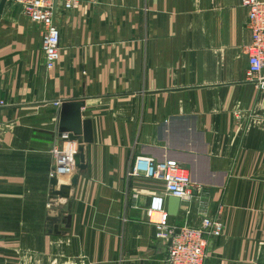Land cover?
Segmentation results:
<instances>
[{
	"label": "crops",
	"instance_id": "1",
	"mask_svg": "<svg viewBox=\"0 0 264 264\" xmlns=\"http://www.w3.org/2000/svg\"><path fill=\"white\" fill-rule=\"evenodd\" d=\"M64 1L52 69L43 26L13 0L0 14V264H163L146 208L161 197L168 212L170 195L130 174L137 157L188 170L192 196L171 222L221 218L205 264H264V90L245 76L241 0ZM75 99L92 141L64 198L55 190L76 168L52 184L50 148L67 134L53 103ZM60 210L69 231L48 233Z\"/></svg>",
	"mask_w": 264,
	"mask_h": 264
},
{
	"label": "built area",
	"instance_id": "2",
	"mask_svg": "<svg viewBox=\"0 0 264 264\" xmlns=\"http://www.w3.org/2000/svg\"><path fill=\"white\" fill-rule=\"evenodd\" d=\"M57 1L13 0L25 16L43 26L41 48L47 69H52L59 58L60 29L54 20ZM241 4L246 9V26L251 34L250 43L244 47L247 55L245 76L264 90V0H241ZM75 6L76 0H65L63 3L65 10H71ZM61 102L57 100L53 104L60 106ZM4 105V100L0 98V107ZM62 137L65 141L63 144H55L50 148L53 158L51 177L69 175L75 169L74 155L77 153L78 143ZM130 174H142L161 180L170 196L180 199L192 196L191 176L174 159L160 161L150 157H137ZM162 203L161 197L152 198L146 208V216L148 222L154 225L156 238L166 243L167 252L163 264H205L208 239L222 234L221 218L205 215L201 217L198 226L187 221L177 224L170 221V215Z\"/></svg>",
	"mask_w": 264,
	"mask_h": 264
},
{
	"label": "water",
	"instance_id": "3",
	"mask_svg": "<svg viewBox=\"0 0 264 264\" xmlns=\"http://www.w3.org/2000/svg\"><path fill=\"white\" fill-rule=\"evenodd\" d=\"M7 0H0V14ZM84 106V101L81 99L64 100L59 108L58 133L62 135L67 133L64 139L76 141L78 143L77 153L74 155V166L76 173L70 177L69 184L59 185L55 194L67 198L71 185L77 182L78 173L86 168V145L92 141V133L90 121L82 119L81 107ZM54 186L58 183V177H52ZM180 198L170 196L168 198V214L176 216L178 213ZM63 215V217H61ZM60 216L61 218H58ZM70 214H66L65 210H60L57 215H51L46 218L48 233L52 232L57 235L66 234L70 228ZM61 223L62 226L57 227L56 224ZM59 228V229H58ZM53 229V230H52Z\"/></svg>",
	"mask_w": 264,
	"mask_h": 264
}]
</instances>
